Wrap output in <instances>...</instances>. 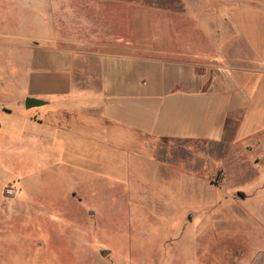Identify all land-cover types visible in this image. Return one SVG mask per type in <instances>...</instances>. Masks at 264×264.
<instances>
[{
  "label": "rangeland",
  "instance_id": "374dc122",
  "mask_svg": "<svg viewBox=\"0 0 264 264\" xmlns=\"http://www.w3.org/2000/svg\"><path fill=\"white\" fill-rule=\"evenodd\" d=\"M136 1L138 11L128 8ZM187 1L203 23L207 3L215 17L226 10L219 3L234 4L243 31L264 39V0ZM169 2L182 0H0V28L14 34L25 26L29 43L49 18L63 45L86 52L91 36L115 32V20L146 37L169 17L144 11ZM185 28L187 46L205 49ZM241 44L235 59L247 53ZM17 59L0 57L6 83ZM23 91L0 88V264H264V137L153 142L184 146L187 167L170 169L175 154L150 153L135 136L115 132L106 141L95 119L79 129L51 119L44 105L26 109Z\"/></svg>",
  "mask_w": 264,
  "mask_h": 264
},
{
  "label": "crops",
  "instance_id": "0c3cea01",
  "mask_svg": "<svg viewBox=\"0 0 264 264\" xmlns=\"http://www.w3.org/2000/svg\"><path fill=\"white\" fill-rule=\"evenodd\" d=\"M187 2L145 10L169 18L140 40L134 26L114 19L115 32L91 36L86 52L63 45L49 18H43L40 33L29 43L25 26L14 34L0 28V57L18 55L13 80L0 78V88L9 92L20 85L23 101L39 100L51 119L64 117L79 129H90L95 119L106 141L115 132V138L135 136L150 153L175 154L174 167L167 161L170 169L186 164L184 146L153 142L219 144L226 135L264 137V39L243 31L244 15L235 17L234 4L219 3L226 10L215 17V5L207 3L205 24L202 13L192 12L196 6ZM127 6L139 10L137 1ZM187 22L207 43L205 49L187 46ZM236 42L247 51L242 60L235 59ZM214 56L222 60H187ZM9 70L4 72L12 74Z\"/></svg>",
  "mask_w": 264,
  "mask_h": 264
},
{
  "label": "water",
  "instance_id": "95a60500",
  "mask_svg": "<svg viewBox=\"0 0 264 264\" xmlns=\"http://www.w3.org/2000/svg\"><path fill=\"white\" fill-rule=\"evenodd\" d=\"M41 105H42V102L41 101L36 100V99H32V98H26L25 101H24V107L26 109H30V108H34V107H39ZM237 195L241 197L240 193H238ZM107 253H108V251H102L101 252V255L102 256H105Z\"/></svg>",
  "mask_w": 264,
  "mask_h": 264
}]
</instances>
